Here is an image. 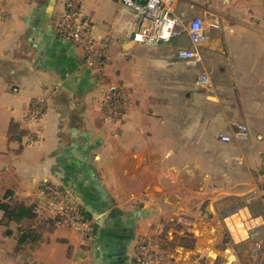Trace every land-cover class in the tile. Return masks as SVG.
<instances>
[{
  "label": "crops",
  "instance_id": "1",
  "mask_svg": "<svg viewBox=\"0 0 264 264\" xmlns=\"http://www.w3.org/2000/svg\"><path fill=\"white\" fill-rule=\"evenodd\" d=\"M65 1L0 0V197L37 205L38 233L11 249L16 234L0 229V264H132L141 236L160 264H261L264 0H197L193 17L215 26L195 62L177 58L187 41L132 43L139 16L121 0H81L87 32L107 42L98 66L57 33ZM114 87L129 102L107 120ZM231 122L246 140L218 139ZM41 182L94 231L56 224Z\"/></svg>",
  "mask_w": 264,
  "mask_h": 264
},
{
  "label": "built area",
  "instance_id": "2",
  "mask_svg": "<svg viewBox=\"0 0 264 264\" xmlns=\"http://www.w3.org/2000/svg\"><path fill=\"white\" fill-rule=\"evenodd\" d=\"M139 16V25L132 34L131 41L137 46L154 47L162 42H168L185 34L193 49H179L177 58L186 62L199 61L197 47L209 41L208 28L214 24L205 23L200 17L187 18L185 13L177 10V0H121ZM81 0H66L64 10L60 14L56 31L67 42L79 46L88 64L101 65L105 60L106 43L99 44L87 32V21L80 8ZM196 85L204 88L211 86L206 74L201 73L196 79ZM128 97L122 88H110L104 97L107 112L106 119L112 120L119 111L128 105ZM44 100L33 102L29 111L33 119L42 115ZM230 134H219L221 142L244 141L248 138V129L244 124L231 122ZM41 188V189H40ZM40 195L54 209L59 217V224L74 228L77 232L87 235L92 230L93 221L81 214L77 203L71 196L47 182L37 185ZM132 264H160L150 240L141 236L137 242V252Z\"/></svg>",
  "mask_w": 264,
  "mask_h": 264
},
{
  "label": "trees",
  "instance_id": "3",
  "mask_svg": "<svg viewBox=\"0 0 264 264\" xmlns=\"http://www.w3.org/2000/svg\"><path fill=\"white\" fill-rule=\"evenodd\" d=\"M49 184V183H48ZM51 185V184H50ZM41 189V188H40ZM263 190H264V183H263ZM40 192V190H38ZM39 198L41 199L42 203L45 204L47 207H50L48 202L43 198V195H40ZM39 199V200H40ZM40 201V202H41ZM36 206L33 205H26L23 202H19L13 198V192L11 190H6L1 199H0V211L2 212V220H6V224L11 222L17 224L19 228L17 231L20 233L17 236V244L24 245L27 243L26 241H30L34 243L38 240L37 232H35L33 228L34 220L37 217L36 214ZM81 214H83L86 218L93 221L85 212H83L79 208ZM56 224H59V217L55 216ZM25 224V227L22 225ZM29 224V225H27ZM94 223L92 224V230L94 231ZM12 232L9 230L6 232L7 235H12ZM92 233V232H90Z\"/></svg>",
  "mask_w": 264,
  "mask_h": 264
},
{
  "label": "rangeland",
  "instance_id": "4",
  "mask_svg": "<svg viewBox=\"0 0 264 264\" xmlns=\"http://www.w3.org/2000/svg\"><path fill=\"white\" fill-rule=\"evenodd\" d=\"M196 2H197V0H177V10L178 11H180V10L188 11L187 16L188 17H193V16L196 15V12H195L196 9L194 7V5L196 4ZM173 40H175V41H187V42H189L188 41V38H187V36L185 34H182V35L174 38ZM259 131L264 132V130H259ZM1 197H2V195H1ZM50 209L53 211V214L55 216L54 209L52 207H50ZM27 225H29V224H27ZM22 226L25 227V224L22 225ZM17 228H19V226L17 224L13 223V222H11L9 224H6V220H2V219L0 220V229L3 230V231L5 230V232H8L10 230L12 232L11 233L12 235L13 234H16L15 240H17V236H18V234H20L17 231ZM32 229L35 231L34 228H32ZM12 235H10V236H12ZM26 242L29 243L30 241H26ZM10 244H11V249L18 248L17 247L18 244L14 247L13 241ZM19 246H21V245H19ZM29 247H31V246H29ZM20 248H26V247H24V246L22 247L21 246ZM261 264H264V230L262 229V227H261Z\"/></svg>",
  "mask_w": 264,
  "mask_h": 264
}]
</instances>
